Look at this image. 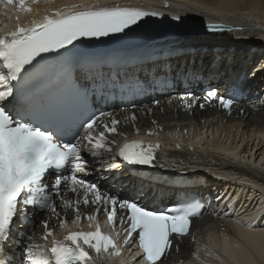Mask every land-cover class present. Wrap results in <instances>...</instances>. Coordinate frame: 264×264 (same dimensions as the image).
Returning <instances> with one entry per match:
<instances>
[{
    "label": "bare ground",
    "instance_id": "bare-ground-1",
    "mask_svg": "<svg viewBox=\"0 0 264 264\" xmlns=\"http://www.w3.org/2000/svg\"><path fill=\"white\" fill-rule=\"evenodd\" d=\"M61 1L63 0H50L49 3L47 2L48 6L43 7H54L53 4L55 2L60 4ZM78 1L81 0H73L74 3ZM152 1L154 3H151ZM166 1L168 0H99L100 4L98 7H105L108 4H131L135 6L139 4L143 5L142 7L145 9L156 10V8L158 9L164 5ZM172 1L171 3L168 1V10L171 12L184 14L190 18L200 20L217 18L244 27L243 31L221 35V38H226L225 40L228 43L225 47L226 49L237 48L241 52L236 54L227 52L226 50L221 53L215 52L214 48L220 45L219 39H217V42H214L216 40L215 36L191 37L192 41L194 39H199L196 41H200L196 44L198 49H195V54L193 55L196 62L192 68H190L189 62L186 63L184 69L178 72H168L169 69L167 67H161L141 78L145 86L150 89L155 88L158 90L162 87L174 86L179 88L183 94L160 98L159 101L155 99L151 103L140 105L133 109L118 110L102 119L98 132L104 133L107 140L101 142L103 145L101 150H95L92 153L98 160L92 163L89 169V179L96 184V189L81 186L66 189V193L62 198L56 201L55 213L47 214L43 222L37 227V231L31 234L33 241L29 242L27 259L25 257L21 259H26L25 264L30 263V258L28 257L36 255L40 243L47 234L46 226H49V228L57 226L60 221V215L73 218L75 215L85 217L97 213L106 215L111 212V214H114L117 211L118 216H121L123 208L119 205L120 201L110 197L111 194L117 195V198L122 196L121 188L124 182L122 176L117 175L116 171L112 170L114 166L113 153L116 138H130L136 131L150 132L153 130L172 133L163 135L165 137L163 144L167 150V154H164L162 159H171L166 162L168 167H172L176 162L180 163L181 161H185L188 164L196 163L215 168L223 167L229 171H233L234 176L237 178L250 181L253 185L255 183L254 187L251 186V188L257 189L260 193V196L257 197L254 192L248 196L249 193L243 195L245 193L243 192L241 195L239 191H234L239 199L234 205L239 206L234 214L233 206L226 205L228 201H226V204H220L225 197L219 200L222 188L218 184L214 192L211 193L217 199L215 206L212 207V212L201 220H195L192 233L185 237H178V242L173 250H171L169 256H165L158 264H207L205 259L213 261L212 257H219L220 262L214 261L208 264H264V140L262 138L264 136V99H259L258 97L260 95L259 87L261 86L259 82L260 79H264V76L261 77L264 73V0ZM178 3L194 6L196 9L193 10V7L186 8L187 6L184 9ZM90 7L88 6V8ZM2 12L8 16H12L14 10L8 8L7 11L2 10ZM253 12L256 13L255 18L250 19ZM229 14L232 15L229 16ZM236 15L248 17V20L243 18V16L237 19V17H234ZM248 28L254 31H248ZM258 29L263 32H258ZM248 32L254 34H247ZM241 39L246 40H244V43H239L238 41ZM255 39L259 40L255 42ZM202 49L205 50V53L201 51ZM262 50L263 52H261ZM250 51L254 55L252 58L261 57L259 60L262 59L259 62L260 64L254 66L253 69L257 68L255 72L263 70L251 76V93L248 99H246L245 104L234 107L228 114L221 113L216 103L208 105L205 111H201L199 108L185 109V106H194L196 101V98L190 96L188 93H198L196 85L202 81L201 75L198 74L200 71L208 70L209 67L214 65L217 61L215 59L220 54L223 57L232 56L234 62L235 55L240 57L244 53H247L244 58L248 59ZM240 62H243V59ZM225 80L227 79L225 78ZM215 84L219 86L223 85L220 81H217ZM210 87H212V84ZM222 87L223 90L226 89L225 86ZM220 88L210 89V91L214 93L215 91H219ZM187 101L188 103L186 104ZM213 128H217L220 131L219 140L214 141V139L211 142L207 140V145L203 148L202 143L206 139H209L210 136L218 137L217 132L212 133V135L210 134ZM205 131L209 132L206 136L203 134ZM235 133H241V141L237 140V136L240 134L235 135ZM248 133H250V136ZM246 134L249 136V141L244 144ZM254 135H258L259 137L257 136L258 141H255L256 144H252V146L250 143H252ZM225 139L227 140L225 141ZM177 143L181 146V150L177 149ZM187 143L194 146L193 151L186 147ZM218 150L221 152L215 155L214 152ZM221 155L231 161L219 157ZM246 156L247 162L250 161V157L255 167L242 162V158L245 159ZM232 158L238 159V163ZM229 173L225 170H214L211 172L213 176H221L223 183L230 187L229 192L225 191L226 188L221 193L228 192L227 196L232 192V189L237 190L235 183H238L235 182L234 176L231 177ZM204 175L203 173L198 174L200 177ZM226 175L228 176L226 177ZM242 186L244 191H248V188H250L246 185ZM238 190L241 191L242 189ZM249 192L251 193L252 190H249ZM235 199L230 198V201H235ZM111 208H114V210L110 211ZM238 214L241 215V218H238L239 220L237 219ZM89 223L91 222L83 225V228L87 229ZM54 238L50 239L49 243H52ZM138 253L140 251L132 253L129 257L125 256L122 263L136 264L134 261ZM85 264H90V262L86 261Z\"/></svg>",
    "mask_w": 264,
    "mask_h": 264
},
{
    "label": "rangeland",
    "instance_id": "rangeland-1",
    "mask_svg": "<svg viewBox=\"0 0 264 264\" xmlns=\"http://www.w3.org/2000/svg\"><path fill=\"white\" fill-rule=\"evenodd\" d=\"M144 1H145V0H144ZM168 1H169L170 3L173 2L172 0H168ZM168 1H166V2H168ZM142 3H145V2H142ZM151 3H154V2L152 1ZM178 4L182 5L184 9H186V8H188V7H191V8L193 7V8H194L193 10L196 9V7H194V6H187V5L183 4V3H178ZM186 6H187V7H186ZM185 7H186V8H185ZM197 9H198V8H197ZM191 10H192V9H191ZM200 10H201V9H200ZM255 14H256V13L253 12V15L250 16V19L255 18ZM230 15H232V14H229V16H230ZM242 16H243V15H241V16H240V15H239V16L236 15V16H234V17H237V19H238V18H240V17H242ZM243 18H245V19L248 20V17L243 16ZM196 40H199V39H194V41H192V42H194L195 44H197V43L200 42V41H196ZM203 40H206V39H203ZM244 40H246V39H241V40H239L238 42H239V43H244ZM256 40L258 41L259 39H255V42H256ZM217 41H218V40L216 39L214 42H217ZM201 42H204V41H201ZM205 42H207V41H205ZM214 42H211V43H214ZM247 42H249V41H247ZM207 43H208V42H207ZM209 44H210V43H209ZM215 44H217V43H215ZM207 45H208V44H207ZM203 47H205V45H203ZM195 49H198V47L196 46ZM255 58H256V57H255ZM260 61H262V59L259 60V62H260ZM253 62H254L253 64L256 63L255 60H254ZM259 62H258L257 64H260ZM259 66H260V65H259ZM263 76H264V73L261 75V77H263ZM263 80H264V79H260V82H259V83H261V86L259 87V92H260V95L258 96L259 99H264V86H263L264 81H263ZM261 94H262V95H261ZM233 130H234V129H233ZM217 133H218V137H217V136L212 137L211 140H210V142H211L212 140H214V139H215L214 141L219 140L220 132H217ZM232 134H233V132H232ZM236 134H240V135L237 136V140H240V141H241V139H240L241 133H235V135H236ZM248 134H249V136H250V133H248ZM248 134H246V137H245L246 141L244 142V144H246L247 141H249V138H248L249 136H248ZM258 135H259V134H258ZM258 135H254L255 137H253L254 139H253L252 143H250L251 145H252V144H254V145L256 144V142L258 141V138H257ZM258 137H259V136H258ZM262 138H263V140H264V136H263ZM226 140H227V139H225V141H226ZM261 140H262V139H261ZM255 141H256V142H255ZM259 142H260V138H259ZM252 146H253V145H252ZM252 146H251V148H252ZM202 147L205 148L206 146H202ZM253 151H254V150H253ZM217 152H221V151L218 150ZM222 153H223V152H222ZM221 156H222V155H221ZM222 157H223V156H222ZM241 157H242V156H241ZM225 159H226V160H229V159H227V157H226ZM232 159H234V161H235V162L237 161L236 163H238V159H236V160H235V158H232ZM249 160H250V161L247 162V156L245 157V159L242 158V162H244L245 164H249V165L255 167V166H254V163H253V160H251L250 157H249ZM229 161H231V160H229ZM262 161H263V160H262ZM250 163H253V164H250ZM229 175H231V177H232V176H234L235 174L229 173ZM227 176H228V175H226V177H227ZM219 177L221 178V176H219ZM234 178L236 179L235 182H238V183H235V187H236L237 190H233V189H232V192H231L230 195H228V196L225 195V193H223L225 198L223 199L222 202H220L221 205L226 204V201H228V203L226 204L227 206L232 207L233 205H235V203H236L235 201H238L239 199H238V196H236V193H234V191H239L241 195H242L243 192H245V193H243V195H246V193H247V194L249 193L248 196L254 192V193H256L257 197L260 196V193L258 192L257 189H252V188H251V186L254 187L255 183H254V185H253V184H251L252 182L250 183V181L248 182V181L246 180V181H247V182H246L245 180H242V179H240L239 177L237 178L236 176H234ZM222 181H223V179H222ZM232 182H234V181H232ZM241 182H243V183H241ZM239 183H240V184H239ZM247 183H248L249 185H248ZM238 185H239V186H238ZM242 185H244V186H245V185H246V186H249L250 188H248V187H247V188H248L250 191L252 190V192L250 193L249 190H248V191H244ZM240 187H241V188H240ZM255 187H256V186H255ZM260 187H261V186H260ZM247 188H245V189H247ZM234 189H235V188H234ZM238 189H242V190L240 191V190H238ZM262 189H263V188H262ZM255 190H256V191H255ZM263 190H264V189H263ZM223 194L220 193V195H219V200L222 199L220 196L223 195ZM236 197H237V200H235V201H230V198H234V199H235ZM227 198H228V199H227ZM246 198H247V197H246ZM247 199H248V198H247ZM219 200H218V201H219ZM262 201H263V200H262ZM234 202H235V203H234ZM238 218H241V215H240V214H238L237 219H238ZM238 220H239V219H238ZM206 248H207V247H206ZM217 258H219V257H217ZM205 262H208V261H205ZM207 264H208V263H207Z\"/></svg>",
    "mask_w": 264,
    "mask_h": 264
}]
</instances>
